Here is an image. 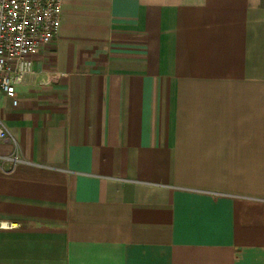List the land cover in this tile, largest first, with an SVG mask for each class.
I'll return each mask as SVG.
<instances>
[{"label": "crops", "instance_id": "crops-1", "mask_svg": "<svg viewBox=\"0 0 264 264\" xmlns=\"http://www.w3.org/2000/svg\"><path fill=\"white\" fill-rule=\"evenodd\" d=\"M33 71L0 264H264V0H63Z\"/></svg>", "mask_w": 264, "mask_h": 264}, {"label": "built area", "instance_id": "built-area-1", "mask_svg": "<svg viewBox=\"0 0 264 264\" xmlns=\"http://www.w3.org/2000/svg\"><path fill=\"white\" fill-rule=\"evenodd\" d=\"M62 8L63 0H0V95L13 107L18 104L16 88L35 74L34 56L57 36ZM46 75L47 84L65 76ZM6 136L0 121V142Z\"/></svg>", "mask_w": 264, "mask_h": 264}]
</instances>
